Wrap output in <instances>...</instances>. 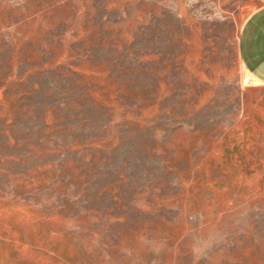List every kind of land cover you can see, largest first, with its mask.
I'll return each instance as SVG.
<instances>
[{"label":"rangeland","instance_id":"374dc122","mask_svg":"<svg viewBox=\"0 0 264 264\" xmlns=\"http://www.w3.org/2000/svg\"><path fill=\"white\" fill-rule=\"evenodd\" d=\"M257 0H0V264H264Z\"/></svg>","mask_w":264,"mask_h":264},{"label":"crops","instance_id":"0c3cea01","mask_svg":"<svg viewBox=\"0 0 264 264\" xmlns=\"http://www.w3.org/2000/svg\"><path fill=\"white\" fill-rule=\"evenodd\" d=\"M246 19L239 38V57L255 83L264 85V0Z\"/></svg>","mask_w":264,"mask_h":264}]
</instances>
